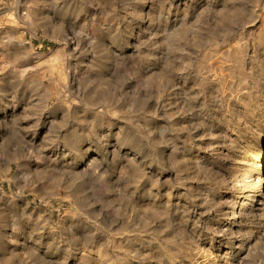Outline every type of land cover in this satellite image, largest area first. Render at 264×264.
I'll list each match as a JSON object with an SVG mask.
<instances>
[{"label": "rangeland", "instance_id": "374dc122", "mask_svg": "<svg viewBox=\"0 0 264 264\" xmlns=\"http://www.w3.org/2000/svg\"><path fill=\"white\" fill-rule=\"evenodd\" d=\"M0 264H264V0H0Z\"/></svg>", "mask_w": 264, "mask_h": 264}, {"label": "bare ground", "instance_id": "6f19581e", "mask_svg": "<svg viewBox=\"0 0 264 264\" xmlns=\"http://www.w3.org/2000/svg\"><path fill=\"white\" fill-rule=\"evenodd\" d=\"M234 210V209H233ZM232 213H233V211H232Z\"/></svg>", "mask_w": 264, "mask_h": 264}]
</instances>
